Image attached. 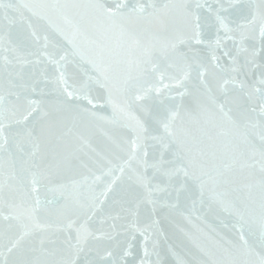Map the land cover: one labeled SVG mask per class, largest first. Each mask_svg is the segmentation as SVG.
<instances>
[{"label":"snow or ice","instance_id":"snow-or-ice-1","mask_svg":"<svg viewBox=\"0 0 264 264\" xmlns=\"http://www.w3.org/2000/svg\"><path fill=\"white\" fill-rule=\"evenodd\" d=\"M71 10L126 37L122 58L91 40L86 55L80 24L51 22ZM261 54L264 0H0V264H162L159 217L206 195L237 217L244 245L250 222L264 243ZM98 124L119 134L97 145L85 130ZM193 127L218 131L205 141ZM235 172L249 181L242 207L216 191ZM135 233L143 256L130 260L121 237Z\"/></svg>","mask_w":264,"mask_h":264},{"label":"water","instance_id":"water-1","mask_svg":"<svg viewBox=\"0 0 264 264\" xmlns=\"http://www.w3.org/2000/svg\"><path fill=\"white\" fill-rule=\"evenodd\" d=\"M5 3H18L19 0H4ZM32 3H90L92 0H28ZM121 0H107L112 5L119 3ZM131 6L135 4L147 3L149 0H126ZM157 5L168 3L169 0H150ZM25 17L31 14L24 11ZM51 22L64 28L69 33L72 30V24H80L83 30H86L88 39H81V47L86 55H94L98 50L89 41H95L97 45L104 48L106 53H111L114 59L122 58L123 52L127 49L128 41L126 37H122L118 32H104L97 30L89 23L88 17L81 10H71L67 13L71 23H66L63 16L56 13H49ZM47 26L46 21H36ZM24 25L17 23L13 27V33L22 31ZM146 38L145 36L141 37ZM264 58V54H261ZM258 58V59H261ZM39 98V97H34ZM110 112V109L108 110ZM86 134L91 137L97 145H103L106 142V135L116 136L118 130L112 129L107 125L98 124L90 129L85 130ZM218 130L208 129L207 134L202 133L196 127L191 129L194 136H203L207 141V136L215 135ZM259 129L253 130L250 139L259 147ZM119 163V161H114ZM229 183L222 185L216 189L217 192L228 191L227 199L234 202L237 207H242L247 200L248 193L244 189V185L248 183L245 173L235 172L231 176L226 177ZM255 203L253 205L255 214L259 216V190L253 193ZM161 223L159 225L161 235L159 237V253L162 264H258L261 256H264V243H262L258 222H250L244 228V238L247 245L240 241V230L237 217L231 212L225 211L224 208L216 200L209 195L204 197L203 203L199 201L194 212L187 213L186 216H173L164 218L159 217ZM5 222L0 221V224ZM135 239L132 235L121 237L131 244L133 257L138 260L143 256L141 247L142 237L139 233H135ZM63 239V236H61ZM225 241H232L236 247H230ZM84 259L83 256L80 258ZM153 260L156 257H152Z\"/></svg>","mask_w":264,"mask_h":264}]
</instances>
